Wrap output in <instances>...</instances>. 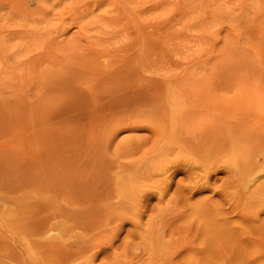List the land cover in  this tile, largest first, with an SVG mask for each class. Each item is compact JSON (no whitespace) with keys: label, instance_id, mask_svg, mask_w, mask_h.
Instances as JSON below:
<instances>
[{"label":"rangeland","instance_id":"rangeland-1","mask_svg":"<svg viewBox=\"0 0 264 264\" xmlns=\"http://www.w3.org/2000/svg\"><path fill=\"white\" fill-rule=\"evenodd\" d=\"M0 264H264V0H0Z\"/></svg>","mask_w":264,"mask_h":264},{"label":"bare ground","instance_id":"bare-ground-1","mask_svg":"<svg viewBox=\"0 0 264 264\" xmlns=\"http://www.w3.org/2000/svg\"><path fill=\"white\" fill-rule=\"evenodd\" d=\"M117 110H118V109H117ZM127 110H129V109H127ZM127 110H126V112H128ZM130 111H132L131 108H130ZM159 129H160V127H159Z\"/></svg>","mask_w":264,"mask_h":264}]
</instances>
